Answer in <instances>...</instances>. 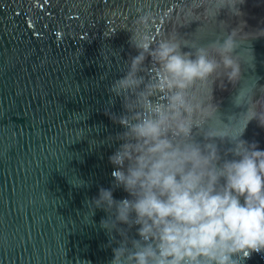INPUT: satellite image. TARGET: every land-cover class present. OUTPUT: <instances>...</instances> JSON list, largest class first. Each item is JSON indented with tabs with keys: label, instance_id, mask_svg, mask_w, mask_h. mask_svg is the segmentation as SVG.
I'll use <instances>...</instances> for the list:
<instances>
[{
	"label": "water",
	"instance_id": "95a60500",
	"mask_svg": "<svg viewBox=\"0 0 264 264\" xmlns=\"http://www.w3.org/2000/svg\"><path fill=\"white\" fill-rule=\"evenodd\" d=\"M192 3L0 0V264L112 259L108 236L99 227L106 214L97 209L91 216L85 201L112 185L108 157L118 143L100 141L123 129L104 114L106 88L122 75L128 54L135 55L124 29L136 19L137 8L154 14L157 31L175 29L190 43L206 44L240 29L233 57L241 79L225 91L211 82L208 87L224 123L228 114L241 111L231 103L239 87L255 81L264 86V0H245L236 15L222 10L218 17L212 0H197L198 8ZM110 110L122 111L118 99ZM242 138L264 150V127L256 121ZM76 178L85 186L74 187L70 181L78 183ZM127 195L113 192L115 199ZM242 264H264V251Z\"/></svg>",
	"mask_w": 264,
	"mask_h": 264
},
{
	"label": "clouds",
	"instance_id": "9594fccd",
	"mask_svg": "<svg viewBox=\"0 0 264 264\" xmlns=\"http://www.w3.org/2000/svg\"><path fill=\"white\" fill-rule=\"evenodd\" d=\"M212 3L218 17L236 15L245 0ZM136 12L124 29L135 55L106 88L104 114L123 129L100 141L118 143L108 157L112 185L85 201L91 216L106 214L109 264H242L264 251V150L242 138L250 122L264 127V86L239 87L231 103L241 111L224 123L208 87L225 91L241 79L240 29L190 43L175 29L157 31L151 11ZM117 99L119 114L110 110ZM116 189L128 195L115 199Z\"/></svg>",
	"mask_w": 264,
	"mask_h": 264
}]
</instances>
